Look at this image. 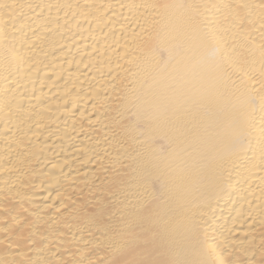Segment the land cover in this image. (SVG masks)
Wrapping results in <instances>:
<instances>
[{"label": "bare ground", "instance_id": "obj_1", "mask_svg": "<svg viewBox=\"0 0 264 264\" xmlns=\"http://www.w3.org/2000/svg\"><path fill=\"white\" fill-rule=\"evenodd\" d=\"M0 264H264V0H0Z\"/></svg>", "mask_w": 264, "mask_h": 264}]
</instances>
